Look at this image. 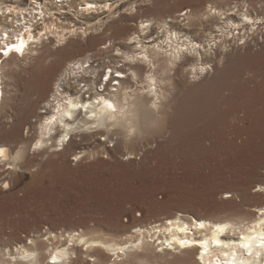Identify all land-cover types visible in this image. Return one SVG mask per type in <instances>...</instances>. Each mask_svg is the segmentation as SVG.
I'll return each instance as SVG.
<instances>
[{"label": "rangeland", "instance_id": "obj_1", "mask_svg": "<svg viewBox=\"0 0 264 264\" xmlns=\"http://www.w3.org/2000/svg\"><path fill=\"white\" fill-rule=\"evenodd\" d=\"M30 1L0 0V4L29 7ZM37 1L43 5L41 11L50 16L48 22L56 24V30L63 34L42 37L38 44H32L33 54L18 57L16 63L30 68L40 57L52 59L55 68H61L87 56L91 68H98L99 77L111 66L124 68L122 52H132L129 37L139 33L142 23L151 22L150 30L142 33L150 39L157 35L158 21H169L174 16L175 23L183 26L187 22L182 20L183 14L189 10L207 11L213 6L228 14L238 9V13L246 10L253 16L264 15V0H112L109 10L78 9L77 15L75 9L81 5L71 0L69 7L60 11L65 13L63 18L55 19L49 15L57 11L53 0ZM70 23L77 27H70ZM215 25L213 21L205 22L192 26L190 31L204 38ZM263 27L258 34L249 31L240 38L235 30V38H225L224 49L215 54L221 61L195 82L176 67L166 87V98L161 101L157 123L149 124L165 132L172 127L220 130V139L189 140L188 144L167 141L165 135L149 139L156 152L154 157L160 159L155 161L157 170L153 173L147 166L138 165L145 158L138 146L136 157L129 159L131 148L120 145L115 152H108L105 148H111L108 145L112 143L100 141L99 136L89 137L88 143L80 147L42 151L34 148L33 136L16 168L9 169L0 162V242L14 246L19 244L18 239L27 243L37 236L46 238L48 231L77 229L106 235L116 233L110 230L114 227L130 231L132 226L154 225L170 215L251 219L254 208L264 201V191H257L260 184L264 185ZM15 69L19 68L9 61L2 70L0 129L14 133L0 131V145L5 142L17 150L21 143L15 133L19 130L24 139L27 135L23 126H16L12 102L18 103L13 97L25 75ZM126 81L131 88L140 85L131 82L129 74ZM102 84L97 87L100 91ZM233 85L242 88L239 91ZM108 256L102 261L112 260Z\"/></svg>", "mask_w": 264, "mask_h": 264}, {"label": "bare ground", "instance_id": "obj_2", "mask_svg": "<svg viewBox=\"0 0 264 264\" xmlns=\"http://www.w3.org/2000/svg\"><path fill=\"white\" fill-rule=\"evenodd\" d=\"M30 2L29 7L0 4V49L4 48L3 44L7 48L0 53V104L4 98L2 70L5 64L13 61L19 68L15 71L25 75L15 89L13 100L18 103H12L16 126L25 128L27 138L24 139L18 130L15 135L21 144L17 150L5 142L0 145V162L7 164L9 169L16 168L21 162L26 143L33 136L34 148L40 151L51 147L58 150L80 147L88 143L89 137L99 136L100 141L112 143L108 145L111 148H105L108 152H115L120 145L131 148V159L136 157L138 146L145 157L138 165L147 166L149 173L157 170L155 161H160L154 157L156 152L149 139L165 135L167 141L177 140L184 144L189 140L201 142L223 137V131L214 132L209 128L172 127L165 132L149 124L157 123L161 101L166 98V87L176 67L182 69L190 82L205 77L221 61L215 54L218 49H224L223 40L233 38L235 30L240 38L249 31L258 34L264 26V15L256 13L253 16L246 10L238 13V9L228 14L213 6L207 11L189 10L183 14L182 20H187L183 26L175 23L177 17L174 16L169 21H158L157 35L150 39L142 33L150 30L152 24L142 23L141 33L129 37L132 52H122L126 62L122 64L124 68L103 71L99 77L98 68H91L87 56L71 60L61 68H55L52 59L40 57L35 58L37 63L30 68L16 63L18 57L33 54L30 43L38 44L42 36L31 35L32 27L29 26L28 34L10 46L2 33L4 28L17 25L20 15L26 18L37 12L38 6L43 8L37 0ZM77 3L85 10L102 7L109 10L113 1L77 0ZM210 21L216 25L204 38L190 31L192 26H202ZM41 24L47 26L48 21L43 19ZM55 34L58 35L51 31L50 35ZM62 40L64 37L60 42ZM128 74L131 82L136 85L140 82V85L131 88L126 81ZM103 76L106 78L102 84ZM98 84H102V91L97 89ZM233 87L240 91L242 85ZM3 132L14 133L11 130ZM257 191H264V185L260 184ZM254 210L251 219L170 215L163 221H155L154 225L132 226L130 231L114 227L110 230L116 233L106 235L87 233L82 229L48 231L46 238L37 236L27 243L18 239L19 244L14 246L0 242V264H264V201ZM158 247L160 249L156 250ZM102 255H109L112 260L104 262Z\"/></svg>", "mask_w": 264, "mask_h": 264}, {"label": "built area", "instance_id": "obj_3", "mask_svg": "<svg viewBox=\"0 0 264 264\" xmlns=\"http://www.w3.org/2000/svg\"><path fill=\"white\" fill-rule=\"evenodd\" d=\"M53 7L55 10L57 9V11H51V13L49 15H51V17L55 16V19H58V18L61 19V18H63L65 13L61 14L60 11H63L64 7H69V5L66 2V0H53ZM78 9L81 10L83 8L80 6H77L75 9L76 15L78 14L77 13ZM10 17H11V15H10ZM48 17H50V16L44 15L43 12H41V7L38 6L37 12L33 13L31 16H26V18H23V15H20L18 18L19 23L17 25H14L13 27L4 28L5 30L3 31L2 36L4 37V40L6 41V43H10L9 45L12 46L14 43H16L17 39L22 37V35L24 36V35L28 34L27 31L30 29L29 26L32 27L31 32H30L31 35L38 34V35H41L43 38H47V37L51 36L50 35L51 31L54 33H63L59 29H58V31L56 30L57 29L56 24L49 23V22H48L49 25H47V26H44L43 24H41V21L43 19H46L48 21V19H47ZM52 26H53V28H51ZM70 27L75 28L77 26H75L73 23H70ZM18 29H20L21 31H18ZM64 32L66 33V31H64ZM34 45H32V43H30V46H34ZM2 47H4V48L0 49L1 54L4 53L3 49H5V50L7 49L5 44H3ZM113 68L116 69L117 67L111 66V69H109V70H112ZM109 73H111V71H109ZM0 97H1V94H0Z\"/></svg>", "mask_w": 264, "mask_h": 264}]
</instances>
